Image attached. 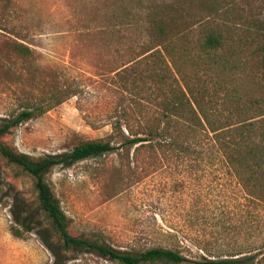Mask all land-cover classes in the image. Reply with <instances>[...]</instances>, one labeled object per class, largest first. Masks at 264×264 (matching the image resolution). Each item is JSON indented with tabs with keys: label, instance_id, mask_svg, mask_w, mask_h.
I'll list each match as a JSON object with an SVG mask.
<instances>
[{
	"label": "rangeland",
	"instance_id": "1",
	"mask_svg": "<svg viewBox=\"0 0 264 264\" xmlns=\"http://www.w3.org/2000/svg\"><path fill=\"white\" fill-rule=\"evenodd\" d=\"M152 1L0 0V117L31 103L46 107L4 140L31 155H59L81 140L110 139L121 94L114 71L144 48V35L121 24L128 19L122 16ZM156 1L175 5L190 40L213 26L242 45L264 43V0ZM16 42L30 53L16 52ZM0 166V264H51L53 255L38 235L11 234V185L25 196L33 192L27 176L14 178L1 158ZM197 166L125 146L56 165L45 179L71 219L72 234L133 253L171 248L185 257L180 264L254 254L264 240V206L207 159ZM65 264L119 263L91 251L71 253Z\"/></svg>",
	"mask_w": 264,
	"mask_h": 264
},
{
	"label": "trees",
	"instance_id": "2",
	"mask_svg": "<svg viewBox=\"0 0 264 264\" xmlns=\"http://www.w3.org/2000/svg\"><path fill=\"white\" fill-rule=\"evenodd\" d=\"M178 15L174 4L164 6L153 0L122 16L128 19L121 24L136 27L144 35V48L139 58L114 71L121 94L110 139L81 140L59 155H31L18 151L4 137L46 107L31 103L16 114L0 117V158L14 178H29L33 192L25 196L11 185L14 222L9 230L17 238L38 235L53 255L51 264H65L71 253L91 251L119 264H180L185 260L171 248L133 253L70 232L71 219L46 174L56 165L119 153L125 146L133 147L135 154L188 159L197 168L198 161L207 159L214 170L233 179L246 197L264 206V43L242 45L213 26L203 27L193 41ZM13 49L30 53L19 42ZM257 87L262 93H256ZM2 174L0 166V178ZM263 247L261 239L254 254L237 258L219 254L218 259L204 263L248 264L262 255L258 259L262 264ZM245 252L250 251L237 250L236 255Z\"/></svg>",
	"mask_w": 264,
	"mask_h": 264
}]
</instances>
